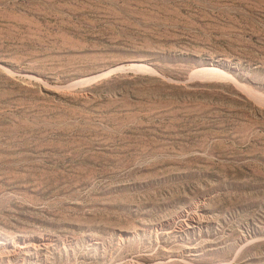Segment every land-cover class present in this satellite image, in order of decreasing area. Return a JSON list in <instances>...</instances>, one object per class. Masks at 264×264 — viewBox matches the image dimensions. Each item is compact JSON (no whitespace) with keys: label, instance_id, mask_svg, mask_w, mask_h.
I'll return each instance as SVG.
<instances>
[{"label":"rangeland","instance_id":"1","mask_svg":"<svg viewBox=\"0 0 264 264\" xmlns=\"http://www.w3.org/2000/svg\"><path fill=\"white\" fill-rule=\"evenodd\" d=\"M0 264H264V0H0Z\"/></svg>","mask_w":264,"mask_h":264}]
</instances>
